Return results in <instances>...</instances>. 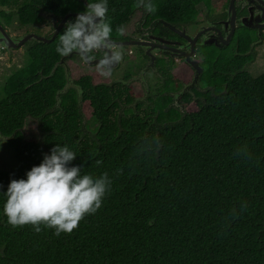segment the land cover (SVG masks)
I'll return each instance as SVG.
<instances>
[{
  "label": "trees",
  "instance_id": "trees-1",
  "mask_svg": "<svg viewBox=\"0 0 264 264\" xmlns=\"http://www.w3.org/2000/svg\"><path fill=\"white\" fill-rule=\"evenodd\" d=\"M20 1L22 25L43 24L46 16L59 23L85 11L89 2L0 0V6ZM135 3L108 0L114 38L122 39L116 28L143 9ZM153 3L158 11L149 20L161 17L180 26L195 23L198 6L210 8L212 0ZM0 15L12 22L11 14ZM65 27L51 42L28 44L30 61L3 87L0 133L10 138L19 164L0 171V264H264V73L254 77L247 70L255 61L252 33L239 31L232 49H202L205 91L194 89L198 110L189 112L190 93L182 96L184 110L168 109L170 96L149 109L141 102L136 109L123 108L134 103L128 89L101 84L97 72L75 73L73 64L81 101L71 88L60 94L57 107L67 85L66 69H55L64 58L56 48ZM168 77L164 93L175 82ZM84 103L99 124L93 133L84 125ZM29 118L38 123L39 140L25 136ZM57 144L76 153L69 166H80L82 175L107 172L110 192L72 234L58 237L43 226L40 233L30 225L13 228L3 212L11 180H26ZM245 145L247 158L237 154ZM97 160L103 163L97 166ZM233 208L238 218L231 217Z\"/></svg>",
  "mask_w": 264,
  "mask_h": 264
},
{
  "label": "clouds",
  "instance_id": "clouds-1",
  "mask_svg": "<svg viewBox=\"0 0 264 264\" xmlns=\"http://www.w3.org/2000/svg\"><path fill=\"white\" fill-rule=\"evenodd\" d=\"M134 7L155 15L158 11L153 0H136ZM108 0H96L86 5V10L69 21L63 34L59 35L56 52L62 57L78 55L92 65L99 76L109 78L113 69L123 60L124 51L113 40V28L108 21ZM51 23H49V27ZM116 33L123 37L125 28L118 26ZM95 53L103 55L97 59ZM237 154L249 157L247 146L237 150ZM77 155L68 146L51 149L42 163L26 173L27 179H12L5 196L3 207L7 222L13 228L32 226L36 233L42 226L54 229L60 236L72 234L85 217L94 215L101 209L104 198L111 190L112 180L107 172L94 178L83 174L80 166H69ZM103 161L97 160L99 166ZM247 204L241 205L242 213ZM231 217L238 218L237 210H231ZM151 224V221L149 222Z\"/></svg>",
  "mask_w": 264,
  "mask_h": 264
},
{
  "label": "flooded vegetation",
  "instance_id": "flooded-vegetation-1",
  "mask_svg": "<svg viewBox=\"0 0 264 264\" xmlns=\"http://www.w3.org/2000/svg\"><path fill=\"white\" fill-rule=\"evenodd\" d=\"M213 2L214 0H212V5L210 8L205 6L204 11H206V13L204 20H202V18H200L198 15V19L195 23H187L185 25L180 24V26L175 24L173 21H169L161 17L149 20L148 16H150V14L145 12L144 9L137 11L136 13L141 15L142 21L137 23V27L131 36L124 35L122 39H116L113 37V40L118 44L132 43V46H122L124 51V59L128 60L129 55L133 53V51L126 52L125 48H134L137 50L136 55L139 53V55L142 57V67H140V69L135 73L136 75L125 72L123 76L118 79L98 76V78L101 80V84H107L111 87L122 88L124 90L128 89L131 92V94L134 96V103L123 107L136 109L137 103L141 102L138 98V95L140 96L143 93L144 98L141 100L144 99V103H154L156 100H158V98L161 99L170 96L172 97V100L168 104V109L170 106V108H178L180 110L189 108L191 105L198 107L196 102L197 97L193 91L194 89L202 92L205 91V88L202 86L200 81L204 71L203 65L205 63V56L204 53H202V49L204 50L205 47H216L218 49L235 48L237 46V34L242 30H249L252 33L253 41L251 42L250 51L254 53L255 59L259 46L261 45L260 47H262V44H264V0H222V6L219 8L213 7ZM142 11H144V14ZM215 11L219 12L216 13ZM55 20L56 19L54 18L51 20L53 30L52 33L55 32V27L53 24V21ZM60 23L61 22L58 23L56 20V26H58ZM2 26L6 30V26ZM191 29H193L194 32H191L193 31ZM184 30L186 31V34L179 33V31ZM2 33L3 32L0 28V38ZM28 42L25 43L26 47ZM139 42H149V44L142 46L139 44ZM0 46L1 51H4L5 48L6 51L3 53L8 57L11 52L18 51L19 49L21 50L22 48L20 47L18 49L9 50L3 44H0ZM235 51L236 53L240 54L237 49H235ZM95 55L97 56V59H99L103 54L95 53ZM77 57L79 56L77 55ZM177 60L189 67L191 70L192 75L188 82L182 80L181 78L179 80L176 78L175 73H172L168 70L170 66L175 65V61ZM83 63L86 66L92 68L95 67L94 64L89 65L85 62ZM120 68L121 63L118 69ZM118 69H113V71ZM95 70L92 72V75L93 73L95 74ZM148 72H152L158 77L159 80L162 81L163 90L166 86L167 80H169L168 76H171L175 81L173 82L172 89L170 91L165 93L163 91L161 93L159 92V96L154 101L150 98L149 84L146 81V75ZM134 82L140 83V87L142 88H140V90L143 91V93L137 91L133 87L132 84ZM186 93H190L194 97V101H191L189 104H187L186 108H184L181 104V101L182 96ZM1 100L2 97L0 98V101ZM143 102L141 103L144 104ZM0 139H4L3 141L5 142L7 140L6 143L10 148L8 144L10 139L9 137L3 136L0 133ZM1 141L2 140H0V143Z\"/></svg>",
  "mask_w": 264,
  "mask_h": 264
},
{
  "label": "rangeland",
  "instance_id": "rangeland-1",
  "mask_svg": "<svg viewBox=\"0 0 264 264\" xmlns=\"http://www.w3.org/2000/svg\"><path fill=\"white\" fill-rule=\"evenodd\" d=\"M20 4H21V1L18 3L9 4L4 7L0 6V13L5 12L7 14H11L13 17L12 22L10 24L8 23L6 24L5 20L0 15V24L4 25V27L6 26L5 28L11 36L20 38V37L25 36L26 34H36L38 36L47 38L49 35L52 34L53 30L51 26L45 28L46 26L49 25V23H51L52 17L50 16H46L43 24L22 25L18 21V17H17V11H18ZM221 6H222V0H214L213 7L219 8ZM198 10L200 12L199 17L202 18V20H204V16L206 13V11H204L205 5L200 4L198 6ZM142 12L144 14V11ZM215 12L218 13L219 11H215ZM140 21H142L141 15L139 13L138 14L135 13V15L129 21V23L124 26L125 35L131 36L133 31L137 27V23ZM191 32H194V30ZM30 41L31 42H28V44L33 43L32 40ZM260 46L258 48L254 63H252L251 65L247 67V70L249 71V73L254 77L260 76L262 73H264V44H262V47ZM125 49H126V52L133 51V53L129 55L128 60H125L123 58V60L120 62L121 68L113 71V74L111 75L112 79L121 78L125 72L135 74L140 69V67H142L143 60H142V57L139 55V53H137L136 55L137 50L131 47H126ZM4 51H6L5 48H4ZM4 51H1L0 49V57H1L0 58V98L4 97L3 87L7 79L13 73L25 67L30 61L28 57V53L26 51V45L22 47L21 50L19 49L18 51L11 52L9 57L3 53ZM67 64L69 66V71H70L73 82L75 79H74V76L72 75V69H71L70 64H73L72 68L75 70V73H79V72L82 73L81 71L89 73L95 70V67L92 68V67L86 66L83 63V61L80 59V57H77V56H73L72 58H69L67 60ZM168 70L171 71L172 73H175L176 78H178L179 80L181 78L182 80L186 82L190 80L191 75H192V72L189 69V67L181 63L179 60L175 61V65L170 66ZM146 81L149 84L150 98L154 101L159 96V92L161 93L163 91V83L152 72L147 73ZM132 85L137 91H140L143 93V91L140 90L141 87H140L139 82H134ZM138 98L140 99L141 102H143L144 99L143 100L141 99L144 98V93L140 96L138 95ZM153 106H154L153 102L144 103L143 109H149ZM123 108L127 109L128 107H123ZM187 110L189 112H193V111H197L198 108L197 106L191 105ZM82 111H83V116H84V124L86 128L88 129V132H95L96 127H98V123L92 117V109L90 108L88 103H84L82 105ZM118 113H122V112L118 111ZM24 133L28 140H39L40 134H39V129H38V123L31 118L27 119ZM0 140H2L0 143V171L15 169L19 163L14 155V152L12 151L11 148L8 147L6 143L7 142L6 139H5L6 142L3 141L4 139H0Z\"/></svg>",
  "mask_w": 264,
  "mask_h": 264
},
{
  "label": "water",
  "instance_id": "water-1",
  "mask_svg": "<svg viewBox=\"0 0 264 264\" xmlns=\"http://www.w3.org/2000/svg\"><path fill=\"white\" fill-rule=\"evenodd\" d=\"M78 14L79 13H74V14H69V15L65 16L58 26H56V20L53 21V24H54V27H55V32H54L53 37L51 39H47L46 37L38 36L36 34H28V35H25V36L20 37V38L12 37L11 35H9V33H7V31L3 28V26L0 25V28H1L2 32H3L1 34L0 44L5 45V47L8 48L9 50H12V49H18L20 47H23L25 45V43L30 41V40L42 41V42H51L52 40H54L56 38V36L59 34V32L65 26V24L69 20V18L72 17V16L77 17ZM263 28H264V26H263ZM179 33L186 34V31L185 30L184 31H179ZM139 44H141L143 46V45L149 44V42H139ZM120 45L121 46H132V43H128V44L127 43H124V44L121 43ZM73 56H77V55L73 54L70 57H64L62 59V61L55 67V69H57L59 66H62V67H64L66 69V72H67V85L65 86V88L62 91H60V93H58V96H57V99H58L57 107L60 106V97H59L60 94L65 93L66 91L70 90L71 88H74V89H76L78 91L79 100L81 101V97H82L83 91H82V89L79 86H77L73 82V80L71 78L70 71H69V66L67 64V60L69 58H72ZM119 66H120V63L114 69H118Z\"/></svg>",
  "mask_w": 264,
  "mask_h": 264
}]
</instances>
